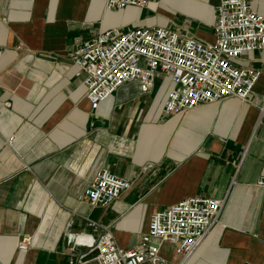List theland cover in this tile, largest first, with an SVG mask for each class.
Returning <instances> with one entry per match:
<instances>
[{"label":"crops","instance_id":"obj_1","mask_svg":"<svg viewBox=\"0 0 264 264\" xmlns=\"http://www.w3.org/2000/svg\"><path fill=\"white\" fill-rule=\"evenodd\" d=\"M219 1L108 10L104 0H0L2 264H95L79 256L106 229L117 245L140 247L153 213L193 197L225 203L187 264H264V50L235 61L262 71L249 101L172 117L163 114L173 88L166 74L149 92L130 82L93 108L71 58L77 44L128 28L162 26L213 43ZM249 3L264 15V0ZM103 169L131 187L92 207L83 194Z\"/></svg>","mask_w":264,"mask_h":264},{"label":"built area","instance_id":"obj_2","mask_svg":"<svg viewBox=\"0 0 264 264\" xmlns=\"http://www.w3.org/2000/svg\"><path fill=\"white\" fill-rule=\"evenodd\" d=\"M104 1L108 10L145 8L151 2ZM214 30L213 43L162 26L100 33L73 47L76 78L86 87V98L93 108L130 82L149 92L158 73L166 74L173 83L163 108L165 117L228 98L249 101L262 71L238 67L235 61L264 50V15L252 10L249 0H220ZM258 185L264 189V178ZM130 187L128 179L103 169L84 191L83 199L92 207L108 206ZM224 203L193 197L156 211L141 246L136 248L117 245L106 229L80 254V261L92 257L96 264H187L219 222ZM90 225L97 226L93 221ZM28 243L25 239L19 247L26 249ZM70 264H74L73 259Z\"/></svg>","mask_w":264,"mask_h":264},{"label":"water","instance_id":"obj_3","mask_svg":"<svg viewBox=\"0 0 264 264\" xmlns=\"http://www.w3.org/2000/svg\"><path fill=\"white\" fill-rule=\"evenodd\" d=\"M208 146V143L205 145V147H207Z\"/></svg>","mask_w":264,"mask_h":264},{"label":"rangeland","instance_id":"obj_4","mask_svg":"<svg viewBox=\"0 0 264 264\" xmlns=\"http://www.w3.org/2000/svg\"><path fill=\"white\" fill-rule=\"evenodd\" d=\"M94 260V259H93ZM94 263L96 264V262L94 261Z\"/></svg>","mask_w":264,"mask_h":264},{"label":"bare ground","instance_id":"obj_5","mask_svg":"<svg viewBox=\"0 0 264 264\" xmlns=\"http://www.w3.org/2000/svg\"><path fill=\"white\" fill-rule=\"evenodd\" d=\"M195 256V255H194Z\"/></svg>","mask_w":264,"mask_h":264}]
</instances>
